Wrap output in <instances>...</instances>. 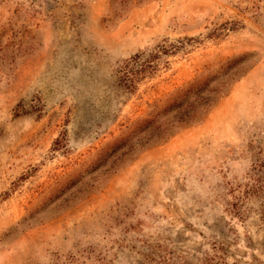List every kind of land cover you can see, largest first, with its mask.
Returning <instances> with one entry per match:
<instances>
[{"label": "rangeland", "instance_id": "1", "mask_svg": "<svg viewBox=\"0 0 264 264\" xmlns=\"http://www.w3.org/2000/svg\"><path fill=\"white\" fill-rule=\"evenodd\" d=\"M0 264H264V0H0Z\"/></svg>", "mask_w": 264, "mask_h": 264}, {"label": "trees", "instance_id": "2", "mask_svg": "<svg viewBox=\"0 0 264 264\" xmlns=\"http://www.w3.org/2000/svg\"><path fill=\"white\" fill-rule=\"evenodd\" d=\"M136 59H137V57H134V58L131 59V61H132V62H135ZM127 65H128V64H127ZM144 67H145V65L140 66V70H142V71H140V72L145 71V70L143 69ZM127 68H128V66H127ZM137 68H138V67H137ZM137 68H135V69H136V70H135L134 68L130 67V68H128V69L125 71V73H124V74H125V76H124L125 78H124V79L126 80V82H127V84H128L129 86H133V79H132V78H129V77H128V74L131 73V72H133V73H134V72H138V69H137ZM59 142H60V140L57 141V143H56L57 146H58V143H59Z\"/></svg>", "mask_w": 264, "mask_h": 264}]
</instances>
